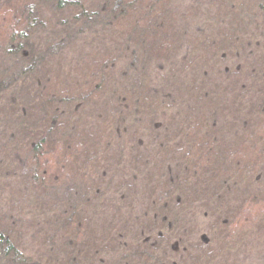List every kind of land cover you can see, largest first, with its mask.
<instances>
[{"label": "trees", "instance_id": "1", "mask_svg": "<svg viewBox=\"0 0 264 264\" xmlns=\"http://www.w3.org/2000/svg\"><path fill=\"white\" fill-rule=\"evenodd\" d=\"M197 1L192 27L182 0H0V86L36 124L0 139V264H157L197 217L183 264H219L262 223L264 0Z\"/></svg>", "mask_w": 264, "mask_h": 264}, {"label": "rangeland", "instance_id": "2", "mask_svg": "<svg viewBox=\"0 0 264 264\" xmlns=\"http://www.w3.org/2000/svg\"><path fill=\"white\" fill-rule=\"evenodd\" d=\"M9 1H16V0H9ZM183 4L181 5V12H180V18L181 20L187 21L189 25L192 27H195L196 19L201 18L204 13H201V10H199L201 7H199V3L197 0H182ZM205 9V8H202ZM210 10V9H209ZM186 25V23H185ZM184 25V26H185ZM260 28H263L260 26ZM264 36V33H263ZM31 46L29 45L26 50L28 51V55L32 53V49H29ZM263 45H259V47L255 46V43H251L250 49H252L256 55L262 53ZM72 49V47H69ZM261 48V50H260ZM75 53L79 52V46L74 48ZM250 50L249 52L253 53V51ZM243 54V53H242ZM27 56V55H26ZM241 62H246L244 59H239ZM230 63V62H229ZM61 64L63 65V61H61ZM249 64V63H248ZM251 64V63H250ZM226 66V65H224ZM223 66V67H224ZM246 70L248 68H251L250 66H245ZM9 71H11L8 74V77L4 82L3 85L0 86V139L2 143H9V142H15L17 144V138L14 140H9L8 134H15L17 133V129L20 125H24V122L29 121L32 126H35L36 124L35 119L32 120V118H22L21 108L28 113V115L32 114L33 109L31 105L30 100V87L22 86L19 84L17 86V73H14L12 69V66H9ZM5 79V78H4ZM264 78H260L261 81ZM1 81V79H0ZM114 91V90H113ZM32 98V97H31ZM13 102V103H11ZM17 102L18 105L17 106ZM107 106L110 108V106L113 105V102L110 99L106 101ZM26 107V109H25ZM109 108H107L109 110ZM108 112V111H107ZM99 116H97L94 120H91V126L93 129L98 128L100 125L101 120ZM23 119V120H22ZM27 125V124H26ZM25 125V126H26ZM90 132V131H89ZM4 133V134H3ZM21 139V136H20ZM15 144V145H16ZM10 149L7 148L6 151L0 152V167L4 168L2 170L3 175L0 177V210L1 212L4 211L6 208H8L9 203L8 200H11L15 192L17 193V171H14L13 169L17 167V158H14L12 156V153L9 151ZM259 174V173H258ZM262 174V180H252L249 183V187L256 186V188L262 189L264 191V170L260 173ZM117 176V175H116ZM119 178L114 179V182H117ZM253 192V191H252ZM259 193V191H258ZM252 194V193H251ZM17 195V194H16ZM260 195V193H259ZM233 204V201L230 200L229 206L231 207ZM225 208L227 207V204H224ZM200 210H203L202 208ZM210 224L209 220H206L205 218L202 219L200 217H197L192 219L191 224H188V228L192 227L191 229H185L181 230L179 236H176L177 240L179 242H172L170 246L164 245L163 252L160 254L161 259L158 261L157 264H183L185 263V251L183 248H185V242L189 244L190 242H193V245L196 244L197 241H199V237L202 236L204 231H206L208 225ZM210 226V225H209ZM28 233L26 234L25 239H23L24 246L22 248H26L24 251H28L29 249H32V241L30 240L31 235L34 233L33 229L27 228ZM250 234L247 235L246 238H244V243L239 248V250H236L235 253H229V255L226 256V258L221 261L222 264L229 263V264H264V220L259 226H256L253 228ZM117 262V261H116ZM119 264V263H117ZM218 264V263H216Z\"/></svg>", "mask_w": 264, "mask_h": 264}]
</instances>
